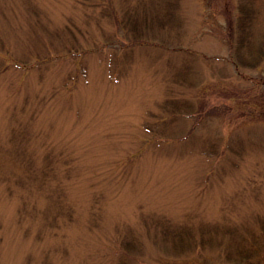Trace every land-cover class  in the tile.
Here are the masks:
<instances>
[{
    "label": "rangeland",
    "instance_id": "rangeland-1",
    "mask_svg": "<svg viewBox=\"0 0 264 264\" xmlns=\"http://www.w3.org/2000/svg\"><path fill=\"white\" fill-rule=\"evenodd\" d=\"M236 251L264 264V0H0V264Z\"/></svg>",
    "mask_w": 264,
    "mask_h": 264
},
{
    "label": "trees",
    "instance_id": "trees-1",
    "mask_svg": "<svg viewBox=\"0 0 264 264\" xmlns=\"http://www.w3.org/2000/svg\"><path fill=\"white\" fill-rule=\"evenodd\" d=\"M251 19H252V16H249V13L247 11H244L242 8H241V5H238V14L237 16L235 17V20L234 22H231L229 25L230 27V34H232V39L230 40L229 44L231 46H235L236 45V49L239 48V44H241V41L243 40V38H245L247 36V33H248V30L247 28H249V23H251ZM245 35V37H244ZM236 52V53H235ZM234 53V58L236 59H239V52L234 51L233 48L231 49V56L233 55ZM236 55V56H235ZM244 63V62H243ZM180 103V106L181 104H183V107H188L190 104L187 103V104H184L182 103V101L179 102ZM168 233V232H166ZM180 234L182 235H185V236H189L187 234H183L180 232ZM163 235H166L165 232ZM168 235L171 237H173V240H171V242L173 243V246L171 247L173 249V251H180L181 249H184L186 247H189L188 245V242L189 240L187 241H184L185 242V247L182 248L184 246V243H183V240L181 239V237L175 233V234H169ZM173 235H177V237L175 238ZM244 259H246V256L243 255L240 251H236L234 257H232V260L235 262V263H238V264H242L243 261H245Z\"/></svg>",
    "mask_w": 264,
    "mask_h": 264
}]
</instances>
